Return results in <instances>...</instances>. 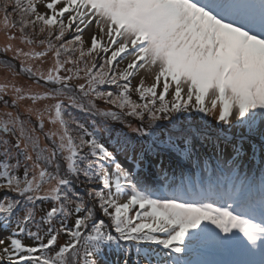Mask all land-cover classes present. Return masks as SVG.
<instances>
[{"label":"snow or ice","instance_id":"snow-or-ice-1","mask_svg":"<svg viewBox=\"0 0 264 264\" xmlns=\"http://www.w3.org/2000/svg\"><path fill=\"white\" fill-rule=\"evenodd\" d=\"M0 264H264V0H0Z\"/></svg>","mask_w":264,"mask_h":264}]
</instances>
